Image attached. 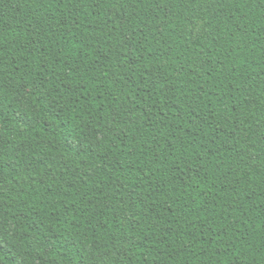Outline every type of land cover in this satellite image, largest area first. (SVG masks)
<instances>
[{"label": "trees", "instance_id": "trees-1", "mask_svg": "<svg viewBox=\"0 0 264 264\" xmlns=\"http://www.w3.org/2000/svg\"><path fill=\"white\" fill-rule=\"evenodd\" d=\"M0 264H264V0H0Z\"/></svg>", "mask_w": 264, "mask_h": 264}]
</instances>
